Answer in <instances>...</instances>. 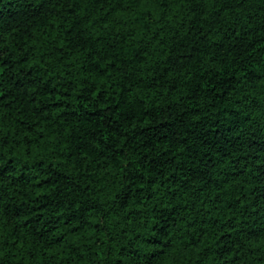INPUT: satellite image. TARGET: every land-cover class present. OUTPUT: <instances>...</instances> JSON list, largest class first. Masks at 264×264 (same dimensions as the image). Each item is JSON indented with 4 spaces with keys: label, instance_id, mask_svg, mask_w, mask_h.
<instances>
[{
    "label": "trees",
    "instance_id": "obj_1",
    "mask_svg": "<svg viewBox=\"0 0 264 264\" xmlns=\"http://www.w3.org/2000/svg\"><path fill=\"white\" fill-rule=\"evenodd\" d=\"M0 264H264V0H0Z\"/></svg>",
    "mask_w": 264,
    "mask_h": 264
}]
</instances>
